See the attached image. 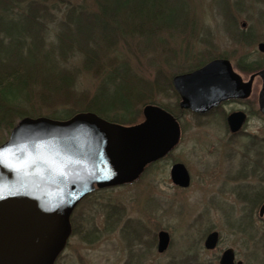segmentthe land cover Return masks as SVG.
<instances>
[{
    "label": "rangeland",
    "instance_id": "rangeland-1",
    "mask_svg": "<svg viewBox=\"0 0 264 264\" xmlns=\"http://www.w3.org/2000/svg\"><path fill=\"white\" fill-rule=\"evenodd\" d=\"M30 1L24 0V9L13 8V13L28 12L26 3ZM95 3L50 0L47 14L38 18L49 31L44 41L54 43L56 32L67 23L64 14L70 5L79 4L84 13L93 14ZM175 8L177 16L190 17L185 32H162L164 40L152 47L127 37L118 40L100 50L96 55L99 62L91 68L82 67V59L72 55L65 66L79 71L70 99L43 103L36 95L26 113L35 117L60 113L64 117L69 111L83 112L105 70L123 63L145 89L131 98V112L114 109L108 116H141L143 107L151 102L174 107L179 98L171 91L169 80L179 69L194 70L212 58L231 61L244 80L251 72L238 68L241 60H258L264 68V52L257 48L264 42V0H178ZM13 20L16 31L26 24L20 16ZM253 81L249 99L225 101L204 115L182 112L177 143L169 153L147 164L137 179L85 196L70 214L71 234L54 264H218L228 247L243 264H264V217L258 215L264 200V117L257 112L261 80L255 77ZM108 88L113 97L123 99L113 93L114 88ZM242 108L249 118L240 132L229 134L225 116ZM97 115L104 117L100 112ZM18 120L16 117L15 123ZM11 129L0 126V143ZM175 162L188 170L187 187L171 181L169 171ZM159 230L170 236L169 247L162 253L156 249ZM212 230L219 232V242L208 250L203 241Z\"/></svg>",
    "mask_w": 264,
    "mask_h": 264
},
{
    "label": "water",
    "instance_id": "water-1",
    "mask_svg": "<svg viewBox=\"0 0 264 264\" xmlns=\"http://www.w3.org/2000/svg\"><path fill=\"white\" fill-rule=\"evenodd\" d=\"M264 52V42L257 45ZM226 58H214L192 71L172 77L180 109L205 113L229 98H246L255 76L262 80L259 111L264 115V68L244 82ZM141 123L124 126L83 111L58 120L47 116L19 119L0 144V264H54L71 234L70 214L90 192L131 182L150 162L177 143L179 125L158 105L147 104ZM245 121L242 111L227 115L231 133ZM171 181L187 187L185 165H171ZM264 214V201L258 215ZM169 233L157 232L156 249L164 252ZM210 231L203 243L214 249ZM218 264H242L233 248L222 251Z\"/></svg>",
    "mask_w": 264,
    "mask_h": 264
},
{
    "label": "trees",
    "instance_id": "trees-1",
    "mask_svg": "<svg viewBox=\"0 0 264 264\" xmlns=\"http://www.w3.org/2000/svg\"><path fill=\"white\" fill-rule=\"evenodd\" d=\"M49 1L32 0L26 3L28 12L17 14L13 13V8L24 9V0H0V126L10 129L16 117L29 116L26 108L33 96L37 95L43 103H51L56 99L69 100L79 71L65 66L72 55L76 54L82 59V67L91 68L99 62L96 55L102 53L100 50L104 46L107 50L118 40L124 41L127 37L137 44L152 47L164 40L162 32H185L190 18L184 14L177 16L179 14L175 6L178 0H95L97 11L93 14L84 13L79 4L70 5L71 9L64 14L67 23L61 31L56 32L54 43L47 44L44 37L49 31L45 30L38 18L47 14L45 10L49 8ZM169 2H173L174 7H170ZM19 16L26 20V24L19 25V31H16L13 19ZM191 68L179 69L178 72ZM238 68L252 72L261 69L262 64L258 60H241ZM130 72L124 63L107 68L93 99L84 106L83 111L100 112L106 120L120 125H135L143 121V114L137 117L106 114L114 109L131 112V98H137L141 90L145 89L142 80ZM157 82L159 85L160 82ZM168 84L174 95H177L171 80ZM108 87L114 88L113 93L122 95L123 99L113 97ZM151 104L164 108L178 118L183 112L178 103L174 107L154 102ZM74 113L69 111L64 117L60 113L48 117L67 119Z\"/></svg>",
    "mask_w": 264,
    "mask_h": 264
},
{
    "label": "flooded vegetation",
    "instance_id": "flooded-vegetation-1",
    "mask_svg": "<svg viewBox=\"0 0 264 264\" xmlns=\"http://www.w3.org/2000/svg\"><path fill=\"white\" fill-rule=\"evenodd\" d=\"M256 72V71H255ZM254 72H253V70H252V72L249 74V75H251V74H253ZM250 77V76H249ZM248 77V78H249ZM255 77H257V78H259L258 76H255ZM255 77H254V79H255ZM253 79V80H254ZM260 79V78H259ZM242 80L243 81H246V80H244L243 79V77H242ZM261 80V79H260ZM253 82L254 81H252V85H251V93H250V95L248 96V97H246V98H231V99H227V100H225V101H228V100H245V99H249L251 96H252V88H253ZM261 82V84H262V80L260 81ZM257 98H258V94H257ZM225 101H223V102H225ZM223 102H221V103H223ZM220 103V104H221ZM220 104H218V105H216L215 107H213V108H211L209 111H207V112H205V113H200V114H197V115H204V114H207V113H209V112H212V111H214V110H216L219 106H220ZM257 107H258V103H257ZM258 109V111L257 112H259L260 114H261V116H263L264 117V115L259 111V107L257 108ZM235 111H242V112H244V114H245V121H244V123L242 124V127H241V129L239 130V131H237V132H240L241 130H242V128H243V126H244V124H246V122H247V120H248V118H249V113H248V111L244 108V110H243V108L242 109H236V110H232V111H230L229 113H234ZM228 113V114H229ZM227 114V115H228ZM227 115L225 116V124H226V126H227V122H226V118H227ZM179 119V118H178ZM227 129H228V126H227ZM230 132V131H229ZM237 132H235V133H229V134H232V135H234V134H237ZM264 201V200H263ZM262 201V202H263ZM261 205V204H260ZM259 209V208H258ZM262 217H264V214H263V216ZM235 260H239L238 258H236V255H235ZM242 264H243V262H242Z\"/></svg>",
    "mask_w": 264,
    "mask_h": 264
}]
</instances>
